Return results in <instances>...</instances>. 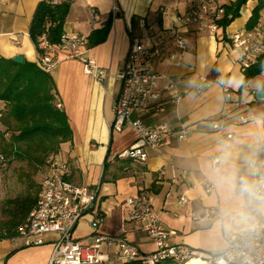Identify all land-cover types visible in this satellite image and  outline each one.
I'll use <instances>...</instances> for the list:
<instances>
[{"label": "crops", "instance_id": "obj_1", "mask_svg": "<svg viewBox=\"0 0 264 264\" xmlns=\"http://www.w3.org/2000/svg\"><path fill=\"white\" fill-rule=\"evenodd\" d=\"M39 1L0 0V57L21 54L24 60L36 63L38 55L27 32ZM194 1L71 0L64 32L86 35L87 44L79 49V57L94 59L107 75L97 81L86 74L79 57L59 61L48 73L72 132L71 139L60 144L57 155L71 165L68 178L72 183L98 188L96 210L101 221L95 233L122 236L143 253L153 251L154 245L138 225L125 218L124 211L126 200L140 189L152 192L153 207L170 232V242L211 254L225 249L228 231L250 225L264 212V190L256 191L255 181L256 171L264 165V98L257 96V91L264 89V73L239 91L244 76L230 42L233 33L246 30L256 0H247L224 35L217 32L210 36L194 26L180 27L186 42L181 53L166 39L165 54L176 52L179 63L169 62L165 55L154 60L153 69L165 76L159 84V103L147 113H133L132 118L148 125L166 122L173 129L184 125L189 133L182 140L173 139L169 145L149 150L143 163L116 156L136 139L132 126L126 124L119 131L111 126L113 103L121 89L117 73L124 65L130 35H141L151 42L148 28L155 33L169 29ZM220 1L226 4L231 0ZM113 6L118 9L117 16L105 40L90 45L88 36L104 26ZM92 10L98 14L97 20L91 19ZM259 23L264 26V9ZM61 55L54 53V57ZM201 77L209 82L196 91ZM216 79L228 88V98ZM167 80L176 84L180 94L176 102L162 88ZM225 106L233 110L232 115L223 128L212 130L206 121ZM235 114L253 118L232 123ZM215 157L221 159L218 169L212 167ZM205 179L213 181L214 193L204 191ZM181 195L187 198L185 205L178 202ZM205 207L219 208L221 218L196 220ZM90 225V215L84 216L73 237L87 243L94 234ZM42 239L43 243L30 246L18 238L0 240V264H48L56 235L44 234ZM116 251V246L102 245L100 252L108 261L99 264L125 263L116 258Z\"/></svg>", "mask_w": 264, "mask_h": 264}, {"label": "built area", "instance_id": "obj_2", "mask_svg": "<svg viewBox=\"0 0 264 264\" xmlns=\"http://www.w3.org/2000/svg\"><path fill=\"white\" fill-rule=\"evenodd\" d=\"M263 4H264V0ZM223 4L220 0H195L191 6L176 17L173 26L166 30L153 32L147 29L152 41L146 42L141 35L131 34L130 43L123 67L118 71L117 77L121 82V89L113 103L114 119L112 128L121 130V126H132L136 132L135 141L116 156L118 158L145 162L148 151L169 145L173 139L182 140L189 128L182 125L173 129L168 123L161 122L148 125L140 119H133L132 114L147 113L157 106L160 100V80L164 75L153 69L154 60L165 55L169 62L178 64V54L168 52L165 54L166 39H170L180 53L186 48V42L180 35V27L194 26L215 36L218 30V21L224 14ZM113 6L112 14L117 11ZM98 14L90 12L92 20L98 19ZM232 48L237 52V63L244 70L256 62L264 51V26L257 23L249 30L235 32L230 37ZM87 44V36L79 33H64L58 44L61 56L54 57L49 51L51 46L41 41V46L47 48L37 65L49 72L59 61L79 57V49ZM82 61L83 71L97 81H102L107 71L97 65L90 57H79ZM226 98L229 90L221 79ZM196 91H200L208 80L201 77ZM163 90L168 92L171 100L176 102L180 94L176 84L167 80ZM56 107L62 109L59 101ZM233 110L229 106L222 108L217 116L206 122L212 130H220L230 117ZM253 118L252 115L235 114L232 123H246ZM230 137V134L226 135ZM7 162L0 149V167ZM212 167L218 169L221 159L215 157L211 161ZM71 165L57 154L48 162L46 173L41 180L33 209L17 229L16 239L22 240L25 246L43 243L44 234H55L56 239L49 257L48 264H99L108 261L100 252L102 245L116 246V258L123 262H139L140 264H185L192 259H199L204 264H264V212L248 226L233 229L225 234L226 247L217 254L207 253L196 248L188 247L183 243H173L168 239L169 231L160 223L158 211L153 207V194L148 189H140L137 194L128 198L125 203V218L138 225L154 245V250L148 253L140 252L139 248L129 243L124 237L117 235L95 233L101 221L96 210L99 199L98 188L72 183L68 176ZM256 191L264 190V165L258 168L255 176ZM202 186L207 194L215 191L212 180L205 179ZM180 205L187 203V198L181 195L178 198ZM86 215H90L91 228L94 231L87 243L77 241L72 233L76 224ZM217 207H205L195 216L196 220H214L221 218ZM4 231L0 229V240L4 239Z\"/></svg>", "mask_w": 264, "mask_h": 264}, {"label": "trees", "instance_id": "obj_3", "mask_svg": "<svg viewBox=\"0 0 264 264\" xmlns=\"http://www.w3.org/2000/svg\"><path fill=\"white\" fill-rule=\"evenodd\" d=\"M70 1L41 0L33 12L28 34L35 47L38 59L47 48L41 41L51 46L54 56L59 52L58 44L64 32V23L70 9ZM247 0H231L223 4L224 14L218 21V30L223 35L227 26L240 15ZM264 9L262 0H256L251 15L245 23L247 30L253 28ZM110 14L101 29L92 31L88 36L90 45L105 40L113 17ZM217 34V33H216ZM49 72L42 70L37 63L24 60L16 63L11 58L0 57V149L7 162L14 159L25 163L36 174L46 165L47 157L57 154L61 143L72 136L66 114L56 107L55 86ZM244 78L239 91L249 80L264 73V51L255 63L242 70ZM10 157V158H9ZM27 176L31 174L25 172ZM31 179V177H28ZM32 185L31 182H29ZM36 191H26L23 195L9 198L2 206L0 229L5 232L4 239L17 237V229L23 224L35 205ZM123 264H140L125 262Z\"/></svg>", "mask_w": 264, "mask_h": 264}, {"label": "rangeland", "instance_id": "obj_4", "mask_svg": "<svg viewBox=\"0 0 264 264\" xmlns=\"http://www.w3.org/2000/svg\"><path fill=\"white\" fill-rule=\"evenodd\" d=\"M55 154L47 157L46 165L43 166L36 174H31V170L25 166V163L19 162L14 159H9L4 166L0 167V215L2 216V206L4 201L16 197L17 195H23L30 189V191L38 192L40 188L41 180L43 179L49 159ZM25 172H29L31 175L27 176ZM28 177L32 178L28 179ZM32 185H30V183Z\"/></svg>", "mask_w": 264, "mask_h": 264}, {"label": "water", "instance_id": "obj_5", "mask_svg": "<svg viewBox=\"0 0 264 264\" xmlns=\"http://www.w3.org/2000/svg\"><path fill=\"white\" fill-rule=\"evenodd\" d=\"M65 1H71V0H65ZM11 59H12L14 62H16V63H23V62H24V57H23V55H21V54H18V55H16V56H13ZM257 96H258L259 98H264V89H263V88H260V89L257 91Z\"/></svg>", "mask_w": 264, "mask_h": 264}, {"label": "bare ground", "instance_id": "obj_6", "mask_svg": "<svg viewBox=\"0 0 264 264\" xmlns=\"http://www.w3.org/2000/svg\"><path fill=\"white\" fill-rule=\"evenodd\" d=\"M185 264H204V263L199 259H192V260L186 262Z\"/></svg>", "mask_w": 264, "mask_h": 264}]
</instances>
